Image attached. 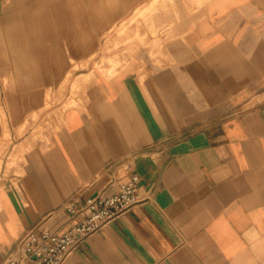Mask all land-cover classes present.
<instances>
[{
	"label": "crops",
	"instance_id": "1",
	"mask_svg": "<svg viewBox=\"0 0 264 264\" xmlns=\"http://www.w3.org/2000/svg\"><path fill=\"white\" fill-rule=\"evenodd\" d=\"M154 1L0 0L1 179L23 153L0 183V264L131 174L139 202L64 264H264V0H163L118 38ZM60 84L47 141L17 137Z\"/></svg>",
	"mask_w": 264,
	"mask_h": 264
},
{
	"label": "built area",
	"instance_id": "2",
	"mask_svg": "<svg viewBox=\"0 0 264 264\" xmlns=\"http://www.w3.org/2000/svg\"><path fill=\"white\" fill-rule=\"evenodd\" d=\"M138 176L131 174L114 192L103 189L88 200L73 195L64 203L70 224L58 229L28 230L14 245L3 264H64L70 255L107 222L125 213L139 201Z\"/></svg>",
	"mask_w": 264,
	"mask_h": 264
},
{
	"label": "rangeland",
	"instance_id": "3",
	"mask_svg": "<svg viewBox=\"0 0 264 264\" xmlns=\"http://www.w3.org/2000/svg\"><path fill=\"white\" fill-rule=\"evenodd\" d=\"M163 0H155L154 2L150 3L148 8H143L145 7V5H142L141 7H138L135 10V13L133 15V19L130 21H127L126 23H124L121 27V29H119L116 32V35L118 36V38L122 37L126 32V30H128L130 23L135 22L137 24L138 27L145 26V23L147 22L145 20V16L146 13H150V15L155 14L156 12H159L162 8H163ZM141 10V12H140ZM136 18H141L139 21L136 20ZM139 38V37H138ZM129 37H126V41H128ZM125 41H114L112 42L111 40L106 42V45L104 47L103 52H105L106 54L111 53L114 49L118 48L120 45L124 44ZM110 63L112 64V66L115 68L118 66L119 60L117 58H109ZM100 63H102V59L100 61ZM98 62H94L93 67L94 70L98 69ZM77 67H75L74 69H72V71H75ZM67 73H69V71H67ZM49 86V85H48ZM80 88L74 89L70 91L69 94V99L70 98H77L79 100L80 98ZM66 93V87L65 84H60L57 86L56 89H54L52 97H47L48 98V102H49V106L48 103H43V105L39 108V109H48L50 106H53V110L46 113L40 120L38 119H33L30 122H28L26 124L27 128H30V130L28 132H20L19 134H17V137L22 136L23 134H26V136H30L33 135V140H38V139H42V140H46L48 138V132L54 130L56 128V125L59 123L60 120V116H61V112L66 108L65 103L62 104L60 106V108L55 107L56 104H58V102H60L62 100V98H64ZM55 107V108H54ZM8 144L6 141H1L0 142V159L1 156L5 154V151L7 150ZM15 147V146H14ZM16 149V148H14ZM22 154L23 153H19V152H15V150L9 154L10 156V163L6 164L5 166V170H4V174H3V179L0 178V183L4 182L5 179H7V177L10 174H17L19 169H20V162L22 160ZM0 177H1V162H0ZM1 188V185H0Z\"/></svg>",
	"mask_w": 264,
	"mask_h": 264
}]
</instances>
